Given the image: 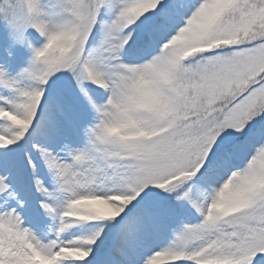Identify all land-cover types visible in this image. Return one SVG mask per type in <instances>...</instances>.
I'll return each instance as SVG.
<instances>
[{
    "label": "snow or ice",
    "instance_id": "obj_1",
    "mask_svg": "<svg viewBox=\"0 0 264 264\" xmlns=\"http://www.w3.org/2000/svg\"><path fill=\"white\" fill-rule=\"evenodd\" d=\"M0 264H264V0H0Z\"/></svg>",
    "mask_w": 264,
    "mask_h": 264
}]
</instances>
